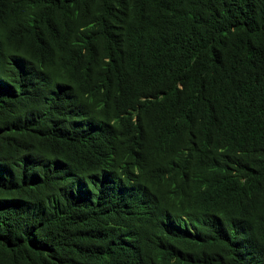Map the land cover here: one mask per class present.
<instances>
[{"label": "trees", "instance_id": "obj_1", "mask_svg": "<svg viewBox=\"0 0 264 264\" xmlns=\"http://www.w3.org/2000/svg\"><path fill=\"white\" fill-rule=\"evenodd\" d=\"M0 264H264V0H0Z\"/></svg>", "mask_w": 264, "mask_h": 264}]
</instances>
